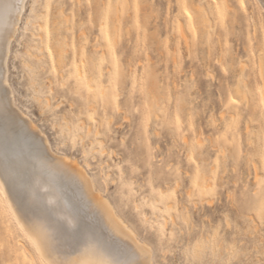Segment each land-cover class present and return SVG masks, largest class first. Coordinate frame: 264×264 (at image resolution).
Wrapping results in <instances>:
<instances>
[{
  "label": "rangeland",
  "instance_id": "rangeland-1",
  "mask_svg": "<svg viewBox=\"0 0 264 264\" xmlns=\"http://www.w3.org/2000/svg\"><path fill=\"white\" fill-rule=\"evenodd\" d=\"M176 1L111 0L109 12V0H50V12L45 15L49 16L51 41L48 33H37L47 39L44 54L38 59L29 56V50L36 52L32 34L37 32L38 22L43 23L40 13L44 10L38 8L32 14L33 0H26L9 47L7 75L16 107L41 136L30 133L23 124L8 125L1 117L0 150L17 180L14 191L19 199V193L25 194L29 179L25 163L31 155L41 156L52 167L53 161L56 163V157L42 143L46 138L54 154L76 160L94 178L101 196L138 240L150 245L152 261L226 264L236 228L245 230L252 222L245 217H256L259 223L264 199V91L251 87L247 93L255 99L247 94V100L253 102L247 104L235 89L239 77L249 84L254 79L260 81L250 68L256 69L260 59L254 29H264V12L259 11V15L251 0H243V7L238 0H210L216 8L213 12H217L209 15L216 18L209 22L213 32L209 43L198 35L196 27L195 35L187 31L192 35L188 38L191 50L187 51L177 41V25L171 23L176 11L178 16L183 11L176 8ZM35 2L40 4L41 0ZM179 2L176 4L181 6ZM218 4L222 11L227 6L223 20ZM184 16L173 18L184 26ZM49 46L55 57V73ZM77 71L82 96L73 94L78 87ZM69 76L73 78L69 80ZM64 81L71 90L58 86ZM232 99L237 103H231ZM106 122H110V135ZM98 127L101 135L99 129L95 133ZM94 135L102 143L95 142ZM18 158L24 163H18ZM217 167L216 186L218 196L222 193L223 197L216 207H231L229 190L238 196V207L233 211L239 219L232 218V229L221 225L220 215L197 211L189 201L190 193L194 199L199 196L194 183L211 186ZM65 188L74 192L72 186ZM185 215L191 216V224L184 223ZM247 239L252 242L253 236ZM255 240L258 242V235ZM34 260L38 264L0 194V264H32Z\"/></svg>",
  "mask_w": 264,
  "mask_h": 264
},
{
  "label": "bare ground",
  "instance_id": "bare-ground-1",
  "mask_svg": "<svg viewBox=\"0 0 264 264\" xmlns=\"http://www.w3.org/2000/svg\"><path fill=\"white\" fill-rule=\"evenodd\" d=\"M179 1L181 6L177 5L178 3L176 4L175 2L176 8L180 7L178 8V10H180L182 7L183 11H187L192 16V20L190 21L188 19V15L185 14L186 16H184L182 13L183 11L181 12L180 10V15L185 17L183 18L185 19L183 21L182 19H180L183 25L185 24L184 26H182L181 22H179V20L177 21V18L181 17H179L180 15H177V13L179 12L176 11V15L178 17L174 14L173 17L177 18L174 19L172 17L173 22L171 21V23L172 25L175 24V27L177 25V41L180 42L185 49L187 48V51H190L191 49L189 46L190 43L188 41V38L190 39L192 35L190 36V33H188L187 31L191 30L192 34L195 35V28L197 27L196 29H198V35H200L201 37L204 36L206 43H209V38L213 33L210 31L212 30L210 28V24L214 23V21L212 20L215 18L214 17L213 19H211L212 16L209 17V15H212L210 13L211 11L213 12L212 9H214L215 6L212 5L210 0ZM238 1L241 2V0ZM251 1L254 3L253 8L259 15V11L264 12V0ZM25 4L26 0H0V118L3 117L5 120H7L8 125L14 124L15 126H18L20 124H23L30 133L39 134L40 132H37V127L35 126V129L33 126L34 124L31 122V120H28L29 117L21 113L20 110H18V108L16 107V100H14L13 92L10 89L7 75V58L9 47L11 42L13 41L12 39L18 31L19 22L22 18L21 14L25 9ZM216 12H213L214 15L216 14ZM210 19L212 22L210 21ZM174 20L177 21V24ZM37 25V32H33L32 34V37L34 39L33 45L35 46L36 52H32L31 50H29V56L39 59L44 54L42 48L44 45H47V39L45 38L44 34L42 35L43 37H41L40 35L41 38L38 36L39 34H37L43 33L41 30V32H39V29H41L43 23L39 21ZM173 28L171 30H173ZM193 29L195 31H193ZM263 30L264 29L261 28L260 31L257 32V30L254 29V36L258 37L257 40L255 39V37L254 39L257 41V46L260 45L261 55L259 53L260 59L258 60L256 69H252V67L250 68L253 71L255 70L260 81L257 82L256 79H254V81L249 84L245 82L246 80L243 77H239L235 81V89L241 95V98L244 101L247 100V94L249 96L251 95L250 93H247V91L251 89V87L264 91V68H262V55H264ZM186 32L190 37L187 36L188 34ZM174 33L176 32L172 31L171 35H174ZM58 42H60V40ZM61 46V43H58L59 56H62L63 49ZM251 70L249 71V73L251 72ZM252 73V75L255 76L254 72ZM256 89H254V92L257 93L258 90ZM48 101L45 103H49ZM247 102L253 103L252 100L249 99L246 101V103ZM5 104H7V112L5 111ZM81 120L82 118L78 119V121ZM83 124L81 122V125ZM99 125L100 124L98 122L97 126ZM20 127L18 130H20ZM99 128L101 127L96 128L95 133L98 132ZM67 129L69 131L71 130V128H68V126ZM85 129H87L88 134L90 126ZM99 131L100 132L98 133L102 134V131L100 129ZM95 135V142H97L98 140L99 142H101V138L97 140V138L99 137ZM37 136L41 135L39 134ZM255 137H258V135L254 136L253 138ZM250 139L252 141H255V139ZM46 140V138L45 140L42 139V143L44 144L45 148L49 150L48 152L56 157V163L53 161L55 166L53 165L52 167V165H48L46 161L39 155H31V159L30 157V160L28 159L29 162H26L24 158L26 162L25 164H27L28 166V169L26 170L29 173V179L27 180V184L25 186L24 199L27 203V206L31 208V212L27 217L21 215L18 212L21 197L19 199L18 195H16L14 191L17 180L12 178V170L6 167L4 162V159L6 158L3 159L4 154L0 150V185H3V189L2 191H0V194L2 195L8 211L12 215L17 227L23 234L24 238L26 232L28 231H31L37 235H46L47 232H49L54 227L62 228L65 236L71 235L73 233L79 234V242L73 243L71 245H57L56 250L54 252H51V254H48L47 251L37 254L32 244L28 239L25 238L29 247L32 248L36 258L39 260L40 255H43L44 259L49 261V264H51L52 261H55L56 264H109V262L113 259L123 260L127 258L122 253L135 251L141 261H144L145 259L152 261V248L150 247V245L143 240H138V237L136 236L134 230L117 214L113 205L106 198L101 196L100 190H98L95 186L96 184L94 178L88 176L83 168L76 164L77 162L75 163L76 160L73 161V159L71 160L63 155L58 156L57 154H54L50 149V145L47 142L48 140ZM9 155H11V152L9 153ZM17 156L18 155L16 154L15 157ZM10 159L12 160V158H9V160ZM6 161H8V159ZM19 161L21 163H24L18 158V163ZM13 162L14 161L11 162V166ZM27 166L24 165L25 168ZM87 166L88 165L86 164V167ZM17 167L20 171L22 170L20 169V165ZM17 167H13V169ZM257 168L259 169V167ZM16 171L17 170H15L14 172ZM21 172L22 174L24 173L23 171ZM20 174L18 175L17 179L20 178ZM19 182L20 181H18V184ZM65 186H72L74 188V192H70L65 188ZM22 229H24V231H22ZM141 244L145 246L143 250L138 246Z\"/></svg>",
  "mask_w": 264,
  "mask_h": 264
},
{
  "label": "snow or ice",
  "instance_id": "snow-or-ice-1",
  "mask_svg": "<svg viewBox=\"0 0 264 264\" xmlns=\"http://www.w3.org/2000/svg\"><path fill=\"white\" fill-rule=\"evenodd\" d=\"M30 6L33 10L32 14H35L38 8L44 10L40 13V19L43 21V26L41 27V31L48 33L49 42H50L51 32H50L49 16L45 15V12H50L51 9L50 0L49 2H44V0H41L40 4H37L35 0H33ZM89 6L91 7V4H89ZM241 7H243V0H241ZM108 10L109 12L111 10V0H109ZM217 10L218 12H220L221 20L225 19V12L227 10V6L225 5L224 10L222 11L221 6L218 4ZM185 14L188 15V19L191 21L192 16L187 11H185ZM193 31L195 30L193 29ZM48 56L53 60L52 72L55 73L57 71V67L51 46H49L48 48ZM74 64H75V60H74ZM25 67H27V65H25ZM262 68H264V55H262ZM72 78H73L72 76H69V80ZM76 78L78 81V87L75 90V92H73V94L82 96L83 88L82 86H80L78 71L76 73ZM58 86L61 88L68 87L71 90V86L68 85L67 81L59 83ZM88 91L91 92L92 90L88 89ZM261 102L264 103V92H262ZM231 103L236 104L237 100L232 99ZM5 111L7 112V104H5ZM117 111H119L118 108ZM177 122L179 123V121ZM92 123L95 124L96 121L92 120ZM106 123L109 124L107 134L110 135L111 134L110 122H106ZM53 131H55V124H53ZM121 144L123 145V142H121ZM261 158L264 159V149H262ZM192 162L195 163L194 160ZM217 163L219 165V162ZM233 171H235V169H233ZM218 172H219V167H217L216 171L213 172L214 179L211 181V186H209L208 183H205L204 186H198L196 183H194L193 186L196 188V191L199 194V196L198 199H194L193 195L190 193L189 201L194 203V206L197 211H201L202 209L203 213H207L209 215L215 213L220 215L221 225H227L228 229H232L234 227L232 218L235 216L237 220L239 219V214L233 211V209L238 207L237 204L238 196L235 190H229L227 192V199L231 207L230 208L226 207L223 209L216 207L217 200L222 199L223 197L222 193L218 196V189L215 180V177ZM198 177H199V167L197 168V178ZM262 188H264V182H262ZM2 189H3V185H0V191H2ZM204 205H207V208H203ZM18 212L25 217H27L28 214L31 212V208L27 206V203L22 193H21L20 204L18 207ZM207 218H209V216L205 215V219ZM245 219L246 220L251 219L252 222L246 225L245 230H242L241 228H236V235L233 236V243L228 247L229 260L226 262V264H264V199L261 200L260 209L258 212L259 223L255 222L256 217H251V218L245 217ZM183 220L185 224H191L193 222L191 216L189 215H185L183 217ZM219 230L220 228L218 227L217 231ZM22 231H24V229H22ZM249 235L253 236L252 242H249L247 239ZM257 235L259 236L258 242L255 240V237ZM25 238L29 240V242L32 244L37 254H40L44 251H47L48 254H51V252H54L56 250L57 245L60 244L71 245L73 243L79 242L78 233H73L71 235L65 236L62 228H55V227L52 228L49 232H47L46 235H37L31 231H28L25 234ZM171 239H174V237ZM171 239L169 241L170 243H171ZM138 246L142 250L145 247L142 244ZM122 254L125 255L127 258L123 260L113 259L112 261L109 262V264H160L159 260L151 261L145 259L144 261H141L135 251H129L127 253H122ZM187 254L188 253H186V255ZM253 254H255V258ZM32 264H37V261L34 260ZM38 264H49V261L45 260L43 255H40ZM51 264H56V262L52 261ZM164 264H185V262L183 260L179 262L174 260L171 262L165 261ZM187 264H192V261L189 260Z\"/></svg>",
  "mask_w": 264,
  "mask_h": 264
}]
</instances>
